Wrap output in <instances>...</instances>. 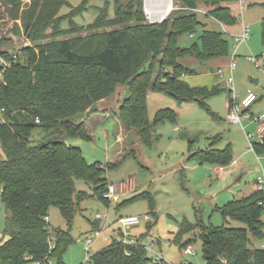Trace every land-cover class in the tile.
<instances>
[{
  "label": "trees",
  "instance_id": "16d2710c",
  "mask_svg": "<svg viewBox=\"0 0 264 264\" xmlns=\"http://www.w3.org/2000/svg\"><path fill=\"white\" fill-rule=\"evenodd\" d=\"M113 1L115 18H109L103 9L94 23L80 26L74 18L86 11L90 0L65 16L59 14L69 6V0H0V57L10 64L0 80V109L5 110V123H0L4 155L0 159V197L6 211L7 236L0 247V264H63L74 243L71 225L78 201L84 197L76 190V180L92 185L94 194L108 204L104 199L109 187L107 173L119 164H88L81 149L66 143L74 138L92 140L96 127L92 116L98 113V103L125 88L128 96L115 115L118 125L125 133L133 131L147 148L158 140L155 131L166 122L176 123L178 116L166 108L157 111L150 122L147 100L151 92L173 93L182 102H197L216 119L206 102L225 89L221 85L192 87L184 78L197 73L181 60L191 57L204 65L226 58L229 41L224 33L206 29L200 47L182 48L178 39L205 28L196 15L201 6L207 9V16L235 26L238 21L229 7L234 0H178L180 6L155 24L145 18L144 0ZM65 21L68 28L62 27ZM261 25L264 45V19ZM26 43L29 45L24 47ZM2 70L0 66V73ZM232 105L229 98V108ZM86 113V121L75 122L77 115ZM189 144L190 164L225 167L233 162L230 146L220 150L212 143L206 150H197L193 142ZM254 152L264 155V142L254 143ZM135 198L149 199L153 210L150 194ZM262 198L256 191L220 208L225 219L245 227L211 229L197 224L205 264H264V250L250 247L252 239L264 240L259 207ZM52 208L61 211L68 231L50 230ZM193 227L183 222L172 243L180 249L190 246L191 240L184 242L183 237ZM93 229L100 232L97 222ZM123 237L120 232L94 254L92 264H166L153 263L142 244H127Z\"/></svg>",
  "mask_w": 264,
  "mask_h": 264
},
{
  "label": "rangeland",
  "instance_id": "374dc122",
  "mask_svg": "<svg viewBox=\"0 0 264 264\" xmlns=\"http://www.w3.org/2000/svg\"><path fill=\"white\" fill-rule=\"evenodd\" d=\"M173 1L176 10L180 5L178 0ZM83 2L84 0H69V6L63 7L59 15H68ZM263 4L264 0H243L242 5L237 0L229 3L238 22L235 26L225 28L203 12L206 10L205 6H201L202 11L196 13L198 20L206 25V29L224 33L230 44L229 56L226 58L212 60L204 65L191 57L181 60L185 67L197 73L187 76L191 78L189 83L208 88L221 85L225 89L220 96L206 102L216 119L197 102L180 103L174 97L160 94L166 102H171L173 107L149 99L150 122H153L159 109H173L178 116L176 123L166 122L155 131L158 140L154 141L151 148L143 146L133 131H123L125 141L122 140L117 145L115 136L119 125L113 112H108L111 118L103 123V118H95L93 123L96 127L91 141L80 138L66 141L67 145L81 149L88 164L105 167L109 163L117 162L118 168L107 173L109 186L125 184L126 187L123 193H119V203L106 204L94 194L92 185L83 180H76V190L84 197L78 201L77 212L71 225L74 243L65 253L63 264H87L88 257L92 264L91 257L106 248L114 231L119 229L128 240H139L144 246L153 244V252L148 251V257L153 263L156 254H160L166 264H183L185 261L190 264H205L202 242L198 238L201 231L198 223L211 229H221L223 226L245 227L240 222L225 219L220 208L229 201L245 198L256 188L258 178L263 175L264 155H257L251 143L257 139L262 126V122L257 120L264 113V67H257L249 58L259 57L264 51L261 25V19L264 17ZM241 6L244 7L243 10ZM103 9L107 10L109 18H115L113 0L109 3L104 0H90L86 11L75 17L74 21L80 26L90 25ZM242 19L250 26L251 40L247 44L236 45L233 36L241 33ZM7 27L11 28L10 25ZM62 27H69L67 21ZM202 30L200 28L193 35L181 36L178 45L182 48H191L194 45L200 47ZM233 63L235 68L231 70ZM221 69H224L222 76L219 75ZM230 77H233V85L228 83ZM253 80L259 82L254 83ZM250 93L257 97V101L246 109L242 103ZM229 98L233 99L238 109V124L230 122L229 115L234 114L236 108L232 105L229 110ZM104 114L106 113L100 111L95 116ZM87 118L85 114H80L75 117V122L82 123ZM217 136L219 139L215 141ZM249 136L254 139L249 140ZM190 142L194 143L193 146L197 150L209 148L212 143L220 150L230 146L236 165L230 163L218 172L219 167L211 163L185 164ZM3 158L0 150V159ZM130 180L132 185L128 183ZM143 193L152 196L153 210L149 199L135 198ZM128 216L139 217L141 223L123 228L119 220ZM145 216H149V222L144 221ZM48 219L50 230H69L58 208L50 210ZM185 221L195 226L193 231L183 237L184 242H192L190 246L195 252L192 256H185L183 249L171 243ZM95 222L99 225V233L93 229ZM125 237L123 239L126 240ZM88 239L91 240L90 243ZM6 241V211L0 197V247L4 246ZM256 245L252 239L250 247L254 248Z\"/></svg>",
  "mask_w": 264,
  "mask_h": 264
},
{
  "label": "built area",
  "instance_id": "2783aa9c",
  "mask_svg": "<svg viewBox=\"0 0 264 264\" xmlns=\"http://www.w3.org/2000/svg\"><path fill=\"white\" fill-rule=\"evenodd\" d=\"M166 1H169L171 3V7H172L171 11H170V13H171L174 10V1L173 0H144L143 11H144L145 18L149 23H152V24L162 23L164 20H166L168 18L170 13L165 18H163V19L161 18V20L159 19V16L161 15V13H160V6L158 4L164 3ZM237 1H239L241 3V5L243 4V0H237ZM153 2L156 3V5H154ZM243 9H244V7L241 6V10H243ZM197 12H199V10H196V13ZM233 38H234V42L236 45L247 44L251 40L250 26L247 24H244L242 32L238 35L233 36ZM28 45H29V43H26L24 45V47H27ZM249 58L257 67H259V68L264 67V51H263L262 55L259 57L250 56ZM9 65L10 64L7 61H5L3 58L0 57V66H2V68H3L2 72L0 73V80H2V78H3V75H2L3 71L6 68H8ZM234 68H235V64L233 63L231 65L230 69L233 70ZM223 74H224V69L219 70V75L222 76ZM228 83L233 85V83H234L233 77H230L228 79ZM255 101H257V97L255 95H253L252 93H250L249 96L243 101L242 105L244 108L248 109L252 106V104ZM231 108H229V110H231ZM235 108H236V106H235ZM4 112H5L4 109H0V123H5V119L3 116ZM237 112H238V109L236 108L234 111V114L229 115L230 122L233 124L240 123V118H239V115H237ZM257 121L262 122V126L259 129L257 139H255V141L253 143H251L253 151H254V143L263 144V142H264V113L258 118ZM36 123H39V120H36ZM253 139H254L253 136H249V140H253ZM233 165L235 166L236 162H233ZM223 169L224 168H219V171H222ZM128 183H130L132 185L131 180ZM125 187H126L125 184H121L120 186H109L107 191L104 194V199L110 203H119L121 200L119 193H123ZM256 191L263 194V198L259 202V207L262 210L261 222L263 223L262 232L264 234V167H263V175L260 178H258V180H257ZM97 218L99 219L98 216H97ZM149 220H150L149 216H145L144 221L149 222ZM119 222L123 228H127L130 226L139 225L141 223V219L139 217H126V218H121L119 220ZM123 235H124V233H123ZM123 241L127 244H134L135 243L131 240H128L127 238H126V240L123 239ZM50 242H51V247L54 248L55 247L54 237L50 238ZM88 242L90 243L91 240L88 239ZM153 246L154 245H151L149 247V250H152ZM182 253L185 256L195 255V252L193 251L191 246L184 248ZM154 260H155V263H161L162 261H164V258L162 255L156 254ZM86 262H87V264H90V258L89 257L86 259ZM44 264H55V263L53 261H49L48 263H44ZM183 264H190V263L185 261V263H183Z\"/></svg>",
  "mask_w": 264,
  "mask_h": 264
},
{
  "label": "crops",
  "instance_id": "0c3cea01",
  "mask_svg": "<svg viewBox=\"0 0 264 264\" xmlns=\"http://www.w3.org/2000/svg\"><path fill=\"white\" fill-rule=\"evenodd\" d=\"M235 1V0H234ZM233 1V2H234ZM199 11H202V9H199ZM206 15H207V9L206 10H204L203 11ZM212 18V17H211ZM264 19V17L261 19V20H263ZM213 20H215V19H213ZM216 21V20H215ZM217 23H219L221 26H223L224 28H225V25H223L222 23H220V22H218V21H216ZM245 22L246 21H244L243 19H242V23H241V32H242V29H243V25L245 24ZM244 23V24H243ZM204 26H205V28L203 29V30H205L206 29V25L204 24ZM202 30V31H203ZM206 30H209V29H206ZM210 31H213V30H210ZM214 32H216V31H214ZM222 33V32H221ZM188 83L189 82H191V78H187V77H185L184 78ZM256 81H258V80H256ZM259 82V81H258ZM192 87H197V86H199V85H196V83H189ZM198 84V83H197ZM204 84V83H203ZM202 87H206V86H202ZM127 94H128V92H127V90H125V88H123L122 90H118L117 91V93H116V95L115 96H113V97H111V98H109V99H107V100H104V101H101L100 103H98L97 105H96V109L95 110H97L98 112H103V113H106V114H104V116H103V120H102V123L104 122V121H107L108 119H110L111 118V116H110V114L108 113V112H113L114 113V115H116V111H118L119 110V108H120V105H121V102L123 101V99L127 96ZM122 95V96H121ZM164 96H162V95H158V94H154L153 92H151V93H149V95H148V100H147V106H149L148 104H149V99H151L152 101H154V102H157L158 104H162V103H164V104H169L171 107H173V104H171V102H166L167 100H165V98H163ZM176 101H178V102H180V103H185V102H182V101H180V100H176ZM109 105V106H108ZM102 106V108L100 109V107ZM170 109V108H169ZM159 110H162V109H159ZM158 110V111H159ZM173 110V109H172ZM177 113V112H176ZM156 114V113H155ZM87 117H88V113H86L85 114ZM155 116V115H154ZM93 118H98L99 116L97 115V116H92ZM118 131H117V133H116V136H115V142H116V144L118 145L119 143H120V141H122L124 138H125V134H123L122 132L124 131L123 130V128L119 125L118 126V129H117ZM207 149V148H206ZM206 149H204V150H206ZM189 154L187 155V157H186V160H185V164L187 163V164H189V165H196V164H190V163H188V159H189ZM233 162H235V161H233ZM232 162V163H233ZM219 168H223V167H220V166H218ZM218 172H221V171H219V169H218ZM256 192V188H254L248 195H246L245 197H249L250 195H252L253 193H255ZM233 201V200H232ZM230 202V201H229ZM227 204V203H226ZM225 204V205H226ZM128 217H134V216H128ZM123 218V217H122ZM124 218H126V217H124ZM48 221H49V219H48ZM120 232H122V230L121 229H119V230H117V231H114V235L112 236V238H111V240L112 239H114V238H117V236L119 235V233ZM123 233V232H122ZM132 240V239H131ZM136 240V239H135ZM254 240V239H253ZM132 241H134V240H132ZM139 242V240H136L135 242ZM255 241V244H257L256 245V247H254L255 249H263L264 250V240L263 241H256V240H254ZM158 242V241H157ZM111 243V242H110ZM109 243V244H110ZM140 243V242H139ZM159 243V242H158ZM171 243H172V241H171ZM141 244V243H140ZM251 244H252V240H251ZM151 245H153V244H151ZM150 245V246H151ZM144 246V245H143ZM150 246H144L145 248H146V250H147V252L148 251H152V250H154L155 249V247L153 246V249L152 250H149V247ZM153 252V251H152Z\"/></svg>",
  "mask_w": 264,
  "mask_h": 264
},
{
  "label": "bare ground",
  "instance_id": "6f19581e",
  "mask_svg": "<svg viewBox=\"0 0 264 264\" xmlns=\"http://www.w3.org/2000/svg\"><path fill=\"white\" fill-rule=\"evenodd\" d=\"M154 5H156V3L153 2ZM158 4V3H157ZM160 6V13L161 15L159 16V19L161 20V18H165L171 11V3L169 1H166L164 3L158 4Z\"/></svg>",
  "mask_w": 264,
  "mask_h": 264
},
{
  "label": "water",
  "instance_id": "95a60500",
  "mask_svg": "<svg viewBox=\"0 0 264 264\" xmlns=\"http://www.w3.org/2000/svg\"><path fill=\"white\" fill-rule=\"evenodd\" d=\"M253 82H254V83H258V81H256V80H253ZM168 95H169V96H171V97H174V98H176L177 100H181V98H180V97L176 96V95H175V94H173V93H168Z\"/></svg>",
  "mask_w": 264,
  "mask_h": 264
}]
</instances>
